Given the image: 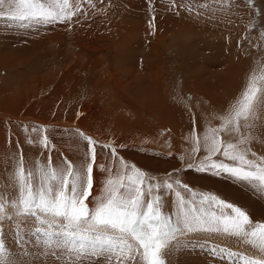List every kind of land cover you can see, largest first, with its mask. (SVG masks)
I'll return each mask as SVG.
<instances>
[{
    "label": "rangeland",
    "instance_id": "rangeland-1",
    "mask_svg": "<svg viewBox=\"0 0 264 264\" xmlns=\"http://www.w3.org/2000/svg\"><path fill=\"white\" fill-rule=\"evenodd\" d=\"M78 2L71 22L0 17V196L16 198L21 161L34 173L58 170L64 161L75 169L92 163L89 207L103 198L109 179L121 180V192L140 188L142 201L169 221L165 264H264L256 238L207 223L213 214L232 213L203 199L229 197L239 208L237 199L249 200L241 208L247 230L264 225L256 208L264 191L213 167L264 169V0ZM253 79L261 102L247 119L233 120ZM229 144L235 147L226 156ZM237 155L250 163L230 158ZM197 215L206 223L188 231L185 218ZM0 245L13 264H81L32 223L0 222ZM99 262L109 264L103 256L83 259Z\"/></svg>",
    "mask_w": 264,
    "mask_h": 264
},
{
    "label": "snow or ice",
    "instance_id": "snow-or-ice-1",
    "mask_svg": "<svg viewBox=\"0 0 264 264\" xmlns=\"http://www.w3.org/2000/svg\"><path fill=\"white\" fill-rule=\"evenodd\" d=\"M79 11L78 0H0V17L43 25L71 22ZM260 91L253 79L233 108V120L241 117L247 119L253 105L261 102L258 96ZM236 130L235 126L229 129L232 133ZM85 139H88L94 160V146L89 138ZM234 147L227 145L224 154L227 156L228 149ZM216 150L218 149L213 141V151ZM230 158L250 163L243 155ZM213 167L222 168L238 181L248 182L264 191V169L243 170L223 164H214ZM41 171L43 176L39 175ZM14 180L16 198L6 199L0 196V222L16 221L17 227L32 223L37 233L49 241L55 238V246L73 254L75 259L81 260V264L85 257L102 256L109 264L113 256L117 264H125L129 260L138 264V257L143 259L144 264H165L162 252L168 240L173 238L168 231L169 221L154 207L152 201H142L144 193L140 188L134 189L135 194L128 189L121 192L125 187L123 182L109 179L103 198L94 207H89L88 201L93 189V165L88 163L81 169H75L69 161L62 162L58 170L44 167L37 169L36 173L25 170L21 161L14 173ZM152 186L150 184L149 188ZM166 187L171 189L172 184L166 183ZM184 187L187 188L186 185ZM155 199L158 205L161 198L157 196ZM203 199H210L221 208L230 209L232 213L213 214L207 222L221 224L225 234L256 238L259 250L264 253V225L249 232L246 227L250 224L249 217L241 208L218 200L214 195ZM180 203L181 206L184 205L183 200ZM193 223L203 225L206 221L199 215L191 219L185 218L188 231H193ZM0 264H11L3 245H0Z\"/></svg>",
    "mask_w": 264,
    "mask_h": 264
},
{
    "label": "bare ground",
    "instance_id": "bare-ground-1",
    "mask_svg": "<svg viewBox=\"0 0 264 264\" xmlns=\"http://www.w3.org/2000/svg\"><path fill=\"white\" fill-rule=\"evenodd\" d=\"M226 132H227V131H226ZM227 140H228V139H227ZM247 185H248V184H247ZM247 185H246V186H247ZM250 185H251V184H250ZM249 187H250V186H249ZM243 189H244V188H243ZM250 189H251V188H250ZM244 190H245V189H244ZM236 191H237V190H236ZM255 191L259 193V190L255 189ZM255 191H254V193L256 194ZM244 194H246V193H243V194L241 193L240 195H244ZM232 195H233V194H232ZM235 195H236V193H235ZM236 196H237V195H236ZM250 196H252V195H250ZM247 197H248V196H247ZM233 199H234V198H233ZM222 200H223L224 202H229V203L231 202L232 205H233V202H234L233 200H229V197H223ZM252 200H253V199H252ZM252 200H251V202H253ZM239 201H240V205H239ZM249 202H250L249 200L247 201V200H243V199H241V200H238V199H237V200L235 201V204H237V205H239L241 208H243V207L247 206ZM253 204H254V203H253ZM256 205H257L256 208H257V211H258V212H259V208H260L259 206H261V209L264 211V204L262 205V204L259 203V204H256ZM254 207H255V206H254ZM253 212H254V211H252V213H253ZM249 213H250V212H249ZM263 213H264V212H263ZM251 216H252V215H251ZM259 216H261L260 213H259ZM259 216H258V218H259ZM263 219H264V218H262L261 220H263ZM258 222H259V221H258ZM207 223H208V222H207ZM53 241H55V238H53ZM10 242H11V241L9 240V243H10ZM256 242H258V241H256ZM238 244H239V243H238ZM15 253H16V252H15ZM8 260H9L10 262H12V261H11V258H9ZM14 261H15L14 264H21L20 259L18 260V262H16L17 260H14ZM11 264H13V263H11ZM88 264H93V263H88ZM94 264H95V263H94ZM99 264H100V262H99Z\"/></svg>",
    "mask_w": 264,
    "mask_h": 264
}]
</instances>
